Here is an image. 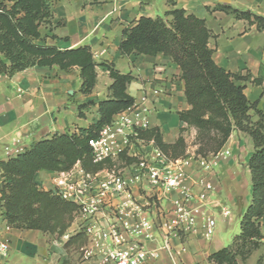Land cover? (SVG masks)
I'll list each match as a JSON object with an SVG mask.
<instances>
[{
	"label": "crops",
	"instance_id": "0c3cea01",
	"mask_svg": "<svg viewBox=\"0 0 264 264\" xmlns=\"http://www.w3.org/2000/svg\"><path fill=\"white\" fill-rule=\"evenodd\" d=\"M46 3L52 19L50 25L40 28L41 43L61 50L89 46L96 62L110 63L120 73L131 74L135 79L128 86V94L134 98L135 107L147 110V128H158L166 143L176 142L183 128L188 129L187 141L196 131L178 116L190 109L181 68L163 53L125 56L119 50L124 31L134 27L142 17L155 19L171 10L183 9L204 19L213 34L209 47L215 63L227 72L248 77L237 84L245 87L249 101L257 103V109L264 113V29L214 10L218 5H230L264 17V0H46ZM166 19L171 21L170 17ZM97 70V84L90 95L79 92L82 80L78 68L63 72L56 67H33L13 77L1 74L0 161L7 160V147L25 150L55 134L78 132L95 124L99 119L98 102L108 96L112 84L106 68ZM88 102L92 104L79 117L78 106ZM251 115L255 121L256 116L253 112ZM223 150L231 155L216 159L212 172L206 174L195 161L185 169L188 175L185 188L194 196L201 194L205 184L212 185L206 201L207 212L216 220L212 238L207 240L203 235L204 214L199 217L195 234L179 236L158 230L156 240L144 244L148 250L157 252L149 264H214L208 261L209 256L231 244L222 231L234 223L233 208L240 206L242 221L250 205L252 183L248 164L254 144L248 135L234 131ZM50 172L40 171L36 182L46 184ZM133 196L144 207L143 216L158 223L160 212L170 213L175 202L182 198L179 191L163 201L143 190H135ZM222 207L229 209L228 216L223 215ZM216 210H220L221 220L216 219ZM104 215L101 218L106 224L108 219ZM77 225L78 222L74 223L68 231L72 236ZM261 230L264 236V218ZM8 235L11 250L5 264H93L102 258L101 254L86 258L82 240L66 246V241L56 234L26 229H10ZM260 258L258 264H264V239L261 248L241 264H257Z\"/></svg>",
	"mask_w": 264,
	"mask_h": 264
},
{
	"label": "trees",
	"instance_id": "16d2710c",
	"mask_svg": "<svg viewBox=\"0 0 264 264\" xmlns=\"http://www.w3.org/2000/svg\"><path fill=\"white\" fill-rule=\"evenodd\" d=\"M214 10L225 12L238 20L256 24L264 29V17L242 11L230 5H218ZM170 17L171 21L166 18ZM52 15L46 0H0V75L13 77L33 67H56L63 72L80 70L82 84L79 92L90 95L98 80V67L109 71L112 84L109 94L98 102L99 119L78 132L55 134L25 149L15 158L0 161L4 184L5 219L12 229L38 230L62 237L71 227L78 211L75 204L40 190L36 176L40 171L62 172L76 164L87 173H97L104 165L93 162L89 140L99 135L115 115L135 105L127 90L135 79L122 74L110 63L95 61L89 46L61 50L42 44V26L50 25ZM213 37L204 19L174 9L164 17H142L137 24L123 33L119 50L123 55L155 56L163 53L182 70L185 96L190 109L178 113L179 119L198 132L195 158L217 155L234 131L248 135L254 144L249 160L252 199L242 221L241 233L232 243L211 254L208 261L214 264L245 263L263 245L261 220L264 218V113L257 103L249 101L245 87L237 82L248 77L227 72L213 59L209 41ZM259 83L260 80H255ZM92 102L79 105V117ZM257 116L253 121L251 113ZM186 128L174 143H166L158 128L136 130L133 143L142 140L153 143L169 159L188 157L184 137ZM131 165L136 159L125 154L120 157ZM78 240L86 245L83 232L71 236L66 246Z\"/></svg>",
	"mask_w": 264,
	"mask_h": 264
},
{
	"label": "built area",
	"instance_id": "2783aa9c",
	"mask_svg": "<svg viewBox=\"0 0 264 264\" xmlns=\"http://www.w3.org/2000/svg\"><path fill=\"white\" fill-rule=\"evenodd\" d=\"M148 126L146 109L134 105L118 113L97 137L88 142L94 164L104 165L101 171L87 173L78 163L69 171H51L46 184H38L40 190L78 206L74 219L78 225L74 233L83 232L87 238L82 252L86 258L102 255L93 264H149L157 252L148 250L144 244L155 241L158 230L179 236L195 234L202 214L205 215L204 237L210 240L215 231L216 220L206 209L212 185L205 184L201 194L194 196L185 188L188 180L185 169L195 161L208 174L213 171L215 160L229 157L230 151L222 149L217 155L210 156L212 160L189 156L172 160L152 142H132L130 137L136 136V130H146ZM5 152L10 159L23 153L24 149L7 147ZM124 154L136 162L124 163L120 170L107 167L108 161H121ZM1 174L0 170V264H5L11 250L8 233L12 228L5 219L3 196L7 181ZM135 190H143L161 201L175 191H179L182 198L175 202L170 213L160 212L158 223L152 217L143 216L146 211L136 202ZM222 213L228 216L230 211L222 207ZM102 215L108 219L106 224H103ZM71 236L67 232L62 238L67 241ZM165 248L169 249L168 243Z\"/></svg>",
	"mask_w": 264,
	"mask_h": 264
},
{
	"label": "rangeland",
	"instance_id": "374dc122",
	"mask_svg": "<svg viewBox=\"0 0 264 264\" xmlns=\"http://www.w3.org/2000/svg\"><path fill=\"white\" fill-rule=\"evenodd\" d=\"M254 116H256V115L254 114ZM257 119L258 118L256 116V120ZM190 128H193V127H190ZM193 129H195V128H193ZM187 131H188V129L186 130V132ZM195 131H196V134L192 138H189L188 137V141H187V133L184 132V137L186 139V143H187V146H188V148H187V155L188 156H193V157L196 156V150L198 149V144H197V142H198L197 141L198 132H197L196 129H195ZM70 132H72V131H70ZM124 163H125V160H123V161H119V160L108 161L107 167L108 168L116 167L117 169L120 170V168H123L124 167ZM231 212H232V216H233L232 218H233L234 223H233V225H230L229 228H227L225 231H222L223 236H225L226 238L229 239V244L232 243L234 237L238 236L241 233V225H240L241 224L240 223V221H241V218H240L241 209H240V206H237V207L233 208ZM215 217H216L217 220H221L220 210H216L215 211ZM73 224H74V222L72 223L71 227L73 226ZM69 229L67 230V232L69 231ZM59 239H60V237H59ZM75 249H78V248H75ZM260 261H262L261 258L259 259V261L257 262V264L260 263Z\"/></svg>",
	"mask_w": 264,
	"mask_h": 264
}]
</instances>
